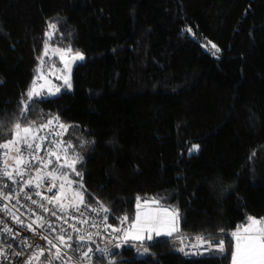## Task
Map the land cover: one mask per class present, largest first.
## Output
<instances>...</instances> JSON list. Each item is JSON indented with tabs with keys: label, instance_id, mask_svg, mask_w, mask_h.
I'll use <instances>...</instances> for the list:
<instances>
[{
	"label": "trees",
	"instance_id": "1",
	"mask_svg": "<svg viewBox=\"0 0 264 264\" xmlns=\"http://www.w3.org/2000/svg\"><path fill=\"white\" fill-rule=\"evenodd\" d=\"M46 40L85 59L73 64L72 87L27 117L72 126L58 140L82 157V175L60 168L63 152L43 172L58 169L64 190L112 208L113 226L127 215L129 227L137 197L180 212L178 233L129 240L112 259L230 264L231 233L264 217V0H0V143ZM179 236L224 240L226 251L192 250Z\"/></svg>",
	"mask_w": 264,
	"mask_h": 264
},
{
	"label": "snow or ice",
	"instance_id": "2",
	"mask_svg": "<svg viewBox=\"0 0 264 264\" xmlns=\"http://www.w3.org/2000/svg\"><path fill=\"white\" fill-rule=\"evenodd\" d=\"M56 28L55 24H50L49 29L53 30ZM187 31L191 32V29ZM48 40L51 39V31L45 34ZM216 48V45H212ZM57 52L71 53L72 49L69 47L67 49H57ZM48 54V41H45V51L39 57L40 64L37 68V75L32 81V85L26 90L22 95L21 100L18 103V114L12 127L6 129L7 134L10 136L9 139L4 140L0 143V164H3V168L0 169V200L5 203L0 205V213L6 214L8 219L12 221L13 224L18 225L20 228H26L29 232L34 235H39L41 239L46 242V247H41L40 245H35L30 243L27 239L20 241L21 251H16L13 245L6 243L8 239L15 240L20 232L14 230L3 218H0V262L4 260H10L12 257L24 256L27 252V258L24 260L23 264H93L94 259L97 254L101 258H106L107 264H117V262L112 259L114 253L112 249L108 246L103 248L96 245L94 237L101 236L102 233L99 231L101 227L105 231L112 229V232L117 233L115 241H120V243H112L115 248L122 246V243H127L129 240H134L139 242L141 245L145 240L151 241L155 237L168 236L172 237L174 233L179 232L177 226L180 219V212L178 208H173L169 210L164 208L162 210L163 215L152 214L151 212L143 213L140 211L142 204L141 198L137 197L136 204V214L132 223L127 228L116 227L113 228L112 225L107 223L109 214L112 212V208L104 205L102 202H98V206L93 207L88 204L84 198L82 192H75L73 200L76 202L64 204L61 201L64 199L62 195H56L54 197L42 196V199L47 201L48 204L54 205L59 209L61 213H67L68 210L74 209L75 212L80 213L77 215H58L57 211H53L45 204H38L37 200L33 199L31 195L25 191L29 187L40 188L39 180L41 179L39 173L40 169H36V174L32 175L30 173V168L34 163L47 168L53 163V157L56 161L62 159L60 153L63 152V163L60 164V168L68 167L76 173L77 176H81L80 172L76 171L75 165L80 163L82 157L76 153L71 159L68 155V149L72 147L70 141L56 140L54 142H49L52 147L47 148V159L41 153L45 150V142L48 141L47 135H41L45 129H49L57 137L61 136L63 133H67L72 127L71 125H66L59 123V131L52 128L54 122H59V116H53L48 119L46 123L37 124L35 120L29 121L27 119L30 111L35 109V104L38 101H42L45 97L56 96L61 92V86L52 84L43 75V63L44 57ZM85 59L84 55L79 51L75 52L71 56V62L64 59L61 55V60L64 61L65 68L68 70L67 75L58 76L57 79H62L64 81V86L68 89L72 87L71 85V65L77 61ZM44 80L45 83L37 84L39 81ZM45 89H47L45 93ZM5 132L3 121L0 120V133ZM199 149L198 145H193L189 152L197 151ZM9 159L13 161L9 164ZM58 169L53 168L52 171L47 173V176L52 177L53 173ZM25 175H28V179H24ZM7 181H11L13 184L22 182V187L18 190H13ZM69 184L72 181H68ZM56 185L52 184L48 191L55 188ZM63 189V185H61ZM20 194H23L24 199L30 200L32 205H37L45 213L51 214L57 220L62 221L65 227L57 228L54 221L46 220L44 216L35 213L34 209H27L31 212L35 219H24L22 218L25 214L19 211L17 205H20ZM34 195L41 196V192L37 191ZM15 200V203L12 201ZM153 203H158V201L152 200ZM149 200L144 199L143 204H148ZM20 207H24L20 205ZM81 207L88 208L91 212L96 213L101 216L100 222L90 221L81 212ZM121 225H123L129 217L127 215L119 218ZM75 221L76 223H69V221ZM77 224H90L92 228L97 229L96 232H88L87 230H82L77 227ZM38 229H47L49 234L55 233L52 238H49L48 234H43L39 232ZM75 234V235H74ZM232 237L235 238V248L231 252V264H264V218L257 219L255 217L249 216L247 218L246 226L243 227V231L238 228L236 231L231 233ZM181 243L187 237L179 236ZM107 240L108 237H105ZM195 240L198 241L197 245L194 247H200L201 245H207L204 249L205 252L214 251L219 253H224L226 251L225 241L219 240L214 242L212 240L206 239L204 236H196ZM215 244V247L213 245ZM179 251L184 252V247H181ZM143 252L147 253L148 248H143Z\"/></svg>",
	"mask_w": 264,
	"mask_h": 264
},
{
	"label": "built area",
	"instance_id": "3",
	"mask_svg": "<svg viewBox=\"0 0 264 264\" xmlns=\"http://www.w3.org/2000/svg\"><path fill=\"white\" fill-rule=\"evenodd\" d=\"M59 123H61V122H54L52 125V128L55 129L56 131H59ZM41 135H47L48 136V141L45 142V146H44L45 150L41 153V155H44L45 158L47 159V154H46L47 148L52 147V144L49 142H54V141L58 140V137L55 136L53 134V132L50 131L49 129H45L44 133ZM8 162H9V164L13 163V161L11 159H9ZM2 168H3V164H0V169H2ZM37 168L40 169V173H39V175L41 177V179L39 180L40 188L37 189L35 187H29V188L25 189V191L28 193V195H31L33 199L37 200L38 204L43 203L47 207L52 209L53 211H57L58 215H68V216L77 215V216H79L80 213L75 212L74 209L68 210L67 213H61L59 211V209L56 208L54 205L48 204L47 201L42 199V196H47V197L51 198V197H54L56 195H62L64 197V199L61 202L64 204L70 203L69 200H67V197H65L66 194L61 189L59 182L57 180H55L54 177H49V176H47V173L43 172V170H45L46 168L42 167L39 164L34 163L33 166L30 168V173L32 175H35ZM0 179H3V178H0ZM24 179H28V175H25ZM7 183L10 185V188L13 190H18L20 187L23 186L22 182H19V181L15 184H13L11 181H7ZM52 184H55L56 187L52 188L51 191H48V188H51ZM37 191L41 192L42 195L41 196L34 195V193ZM4 203L5 202L3 200H0V205H3ZM12 203H15V200H13ZM20 205H23L24 207H20ZM20 205H17V207L19 208V211L21 213L25 214L22 218H24L26 220L29 218L35 219V216H33V214L31 212L27 211V209L31 208V209L35 210L36 214L44 216L46 220L54 221L57 228H59V227L67 228V225H63L62 221H59L55 217L51 216L50 212L45 213L37 205H32L30 200L24 199L23 194H20ZM81 212H83L84 216L87 217L90 221H95L97 223L100 222L101 216L103 215V214H101L100 216H98L96 213L91 212L86 207H81ZM109 216H110V214H109ZM0 218H3L14 230H18L20 232V235L15 240L8 239L6 241V243L12 244L13 248L16 251L22 250L19 242L24 240V239H27L30 243H33L35 245H40L41 247H46V242L43 239H41V237L39 235H34L33 233L29 232L26 228H20L18 225L13 224L12 221L8 219L6 214L0 213ZM260 218H264V217H260ZM69 223H76V222L70 220ZM107 223L110 224L109 218L107 220ZM77 227L81 228L82 230H87L88 232L94 233L97 231V229L92 228L90 226V224H77ZM112 227L116 228V227H123V226H121V225L113 226L112 225ZM38 231L42 232L43 234H48L49 238H52V236L55 235V233L49 234L47 229H38ZM99 231H101L102 235L94 237L96 244H94L93 247H95L96 245H98L101 248L108 246L113 250L115 247L113 246L112 243H109V241H113L114 243H120V241H115V237H116L117 233L112 232V229H108L107 231H105L104 228L101 227L99 229ZM105 237H108V239L106 240ZM27 255H28V253L26 252L24 256L12 257L10 260H4V261L0 262V264H23L24 260L27 258ZM98 258H100L99 254H97V257L94 259L93 264H103L99 261L96 263Z\"/></svg>",
	"mask_w": 264,
	"mask_h": 264
},
{
	"label": "rangeland",
	"instance_id": "4",
	"mask_svg": "<svg viewBox=\"0 0 264 264\" xmlns=\"http://www.w3.org/2000/svg\"><path fill=\"white\" fill-rule=\"evenodd\" d=\"M212 45L213 44L210 43L203 47L204 49L210 52H214V48L212 47ZM57 49H63V48L48 44V54L47 56L44 57V63H43V75L46 77L48 81H51L52 84L61 86V92H62L63 90L68 89V88L64 86V81L62 79H57V77L62 76V75H67L68 70L65 68L64 61L61 60V55L64 56L65 60L71 62V56L74 55L75 53L57 52ZM72 70H73V64L71 65V78H72ZM43 83H45L44 80L39 81L37 84V88H39V84H43ZM44 91L46 93L47 89H45ZM63 191L72 196H74V193H75L71 189H68V190L63 189ZM244 226H246V224L240 227L241 231H243ZM233 240H234V248H235V238L234 237H233ZM183 241L185 243H188V241H185V240ZM134 242H137V241H134ZM213 247H215V244L213 245ZM203 248H206V246H204ZM202 249H197L196 251H203ZM230 264H231V260H230Z\"/></svg>",
	"mask_w": 264,
	"mask_h": 264
},
{
	"label": "crops",
	"instance_id": "5",
	"mask_svg": "<svg viewBox=\"0 0 264 264\" xmlns=\"http://www.w3.org/2000/svg\"><path fill=\"white\" fill-rule=\"evenodd\" d=\"M164 208H166V207L159 206L157 203H153L152 201H149L148 204H145L143 207H141L140 211L143 213L151 212L152 214L163 215L162 210ZM177 226H178V224H177ZM130 241H134V240H130ZM185 244L187 246H189L192 250L202 249L204 246L207 247V245H201L200 247H194V245L198 244V241H196V240L194 242L189 241L188 243H185Z\"/></svg>",
	"mask_w": 264,
	"mask_h": 264
}]
</instances>
